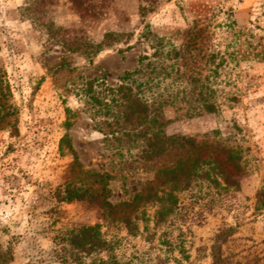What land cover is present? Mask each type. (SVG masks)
<instances>
[{"label": "rangeland", "instance_id": "rangeland-1", "mask_svg": "<svg viewBox=\"0 0 264 264\" xmlns=\"http://www.w3.org/2000/svg\"><path fill=\"white\" fill-rule=\"evenodd\" d=\"M146 26L165 53L177 49L162 86L177 80L170 89L190 91L193 71L205 85L195 92L214 94L211 113L190 116L184 94L164 107L166 134L195 147L170 139L159 155L143 154V138L112 135L117 109L100 108L113 98L106 89L151 58ZM0 72L14 111L13 127L0 125L7 264L109 255L110 264H213L227 227L235 233L219 243L221 264H264V211H255L264 189V0H0ZM223 148L239 166L225 169L227 181L211 171ZM105 201L113 209L104 215ZM93 227L109 254L87 253Z\"/></svg>", "mask_w": 264, "mask_h": 264}, {"label": "trees", "instance_id": "trees-1", "mask_svg": "<svg viewBox=\"0 0 264 264\" xmlns=\"http://www.w3.org/2000/svg\"><path fill=\"white\" fill-rule=\"evenodd\" d=\"M142 36L145 38H149L151 36V40L153 44L151 48L154 50L149 61L141 66L139 69L134 71L133 73H126L121 79L120 84L115 89H106V95L112 94V100H106L105 96L102 97L104 101L99 102L101 105L102 111L110 112L112 109H117L115 115L113 116V122L109 125L112 129V135L120 136L122 138L131 139L135 138H143L145 141V146L142 145V153H155L159 155L161 149L159 146L164 141H169L170 139L178 140L180 145L184 147H195L197 146L196 140L193 138H187L184 136H168L166 134L165 125L167 120L165 119V111L164 107L168 103H173L177 100L181 95L182 97L188 98L187 103L190 105L187 113L192 115H200L202 112L211 113L216 109L215 103H210L211 98L214 99V94L203 95L200 91L198 93L195 92L196 87H200L201 89L205 86L204 81L194 77L192 72L187 77L186 85L190 87H194L190 91L184 92H174V90L170 89L174 86L177 80H172L168 86H162L166 84V80L169 77L168 69L174 70L176 64H169L168 61L174 56H177V49H172L165 53L164 47L162 45L163 38L152 35L149 32L148 26L145 27V30L142 33ZM176 62V61H175ZM179 72V68L176 69ZM10 88L9 85L4 81L3 75L0 72V125H5L7 128H12V120L10 118L13 116V108L9 104L10 98ZM128 126H131V129H127ZM107 137L106 134H104ZM64 139L61 140V143ZM221 153L224 152L226 154V158H224V162L220 166L212 167L211 171L219 170V174L216 176L222 177L224 180H228V173L225 171L227 167L231 170L238 169L237 160L233 157V151L227 150L225 148L220 149ZM214 154V153H213ZM104 189V187H103ZM86 193L83 192L82 197ZM92 196V195H90ZM100 196V194H99ZM70 198V196L68 197ZM127 206V205H126ZM113 209V207L108 202H104L101 210L104 215ZM255 211L261 212L264 211V189H262L256 198ZM87 233L88 239H92V241H97L95 244H88V251L97 248L101 249L104 252L109 254V245L100 238V228L98 230L97 227L87 228L85 229ZM235 233V229L233 227H227L222 231L220 235H217L215 243L211 248V257L213 260V264H221L222 258L220 254V246L219 243L226 236L233 235ZM113 257L111 255L108 256V259H98L97 264H110V261ZM11 259V256L0 249V264H7Z\"/></svg>", "mask_w": 264, "mask_h": 264}]
</instances>
